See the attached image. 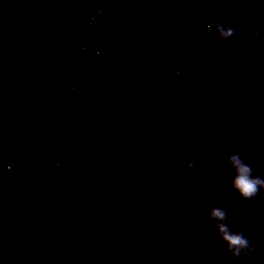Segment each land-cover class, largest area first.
Segmentation results:
<instances>
[{
    "label": "water",
    "instance_id": "1",
    "mask_svg": "<svg viewBox=\"0 0 264 264\" xmlns=\"http://www.w3.org/2000/svg\"><path fill=\"white\" fill-rule=\"evenodd\" d=\"M233 151L264 175V0H0V264H264Z\"/></svg>",
    "mask_w": 264,
    "mask_h": 264
},
{
    "label": "clouds",
    "instance_id": "2",
    "mask_svg": "<svg viewBox=\"0 0 264 264\" xmlns=\"http://www.w3.org/2000/svg\"><path fill=\"white\" fill-rule=\"evenodd\" d=\"M215 30L220 40L225 41V51H231L229 37L235 35V30L230 24L216 23ZM191 166V165H189ZM10 167V165H9ZM226 174L229 186L235 190L241 198L251 202L258 193L264 192V175L256 174L252 164L240 151H233L227 156ZM227 218V210L220 206L210 207L208 210V225H213L221 239L225 241L227 251L232 258L239 259L242 256H250L255 251V246L249 237L240 230L233 229L224 221Z\"/></svg>",
    "mask_w": 264,
    "mask_h": 264
}]
</instances>
